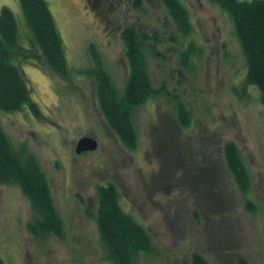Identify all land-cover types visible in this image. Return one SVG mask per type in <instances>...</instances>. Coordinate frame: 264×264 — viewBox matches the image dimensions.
<instances>
[{"label": "rangeland", "instance_id": "obj_1", "mask_svg": "<svg viewBox=\"0 0 264 264\" xmlns=\"http://www.w3.org/2000/svg\"><path fill=\"white\" fill-rule=\"evenodd\" d=\"M136 1L46 0L71 74L54 76L34 55L18 62L39 116L28 108L0 112V123L14 142H26L38 157L66 234L36 239L27 229L31 211L21 190L0 186L4 264H111L104 260L96 225L97 187L109 183L155 242L156 252L141 255L139 264H190L195 252L211 264H238L241 258L264 264V105L256 87L243 96L247 68L232 20L207 0H179L193 24L191 36L182 38L163 0ZM3 7L14 13L20 36L30 34L19 0H0V13ZM131 25L157 34L161 55L147 50L152 80L193 115L190 126L181 128L173 99L165 94L152 99L135 110L140 136L135 151L124 148L109 129L95 81L85 73L94 66L89 51L94 45L123 90L128 65L121 34ZM191 41L200 56L184 65L180 53ZM84 137L95 139L98 148L77 155ZM228 142L238 146L251 173L247 195L226 168Z\"/></svg>", "mask_w": 264, "mask_h": 264}, {"label": "trees", "instance_id": "obj_2", "mask_svg": "<svg viewBox=\"0 0 264 264\" xmlns=\"http://www.w3.org/2000/svg\"><path fill=\"white\" fill-rule=\"evenodd\" d=\"M207 1L218 6L232 20L234 35L247 68L242 85L243 96L248 88L256 87L259 101L264 105V0ZM139 2L137 0L136 5ZM162 2L176 34L182 38L191 36L193 24L188 8L179 0ZM19 3L30 34L27 30V34L20 36L17 20L9 8L3 7L0 13V112L10 114L28 108L39 116L18 62L34 55L40 58L44 69L61 79L70 76L71 68L55 18L46 0H19ZM121 38L128 65V75L122 91L104 66L94 45L89 46L94 66L85 73L95 81L98 107L109 129L124 148L135 151L140 145L135 110L162 94L167 96L168 91L164 84L159 88L155 86L148 67L147 50L155 57L161 55L157 34L131 25L123 29ZM173 40L177 42L176 37ZM25 43L31 45L29 49L22 47ZM180 55L183 64L189 65L194 56H200V49L191 41ZM168 97L173 99L179 126L188 128L192 112L179 97ZM223 155L234 184L241 194L247 195L252 188V176L240 149L235 143L228 142L224 145ZM0 186L18 187L21 190L30 206L31 216L27 229L32 236L41 240L50 236L65 238L64 221L38 157L26 142H14L1 123ZM97 203L96 225L104 260L111 264H139L141 255L150 256L156 252L151 233L124 209L116 185L109 183L98 186ZM247 204L251 205L249 199H246ZM0 264H4L1 256ZM190 264L211 263L195 252L191 255ZM238 264L248 262L241 258Z\"/></svg>", "mask_w": 264, "mask_h": 264}, {"label": "water", "instance_id": "obj_3", "mask_svg": "<svg viewBox=\"0 0 264 264\" xmlns=\"http://www.w3.org/2000/svg\"><path fill=\"white\" fill-rule=\"evenodd\" d=\"M98 142L89 137H84L80 139L76 145L75 152L77 155H82L87 152H93L97 150Z\"/></svg>", "mask_w": 264, "mask_h": 264}]
</instances>
